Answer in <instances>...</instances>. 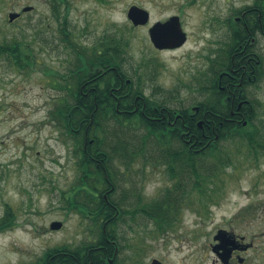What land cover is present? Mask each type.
Segmentation results:
<instances>
[{
    "label": "rangeland",
    "instance_id": "1",
    "mask_svg": "<svg viewBox=\"0 0 264 264\" xmlns=\"http://www.w3.org/2000/svg\"><path fill=\"white\" fill-rule=\"evenodd\" d=\"M251 2L0 0V44L19 42L25 54V62L18 63L0 49V264L36 263L50 249L73 247L95 236L94 222L67 199L79 172L56 109L65 94L62 73L82 65L68 46L69 38L90 46L106 35L121 34L125 65H142L140 73L148 69L152 80L142 82L148 91L162 87L170 104L187 105L198 95L196 77L207 70L208 57H216L226 44L227 21ZM28 5L34 8L9 21L11 11ZM132 5L149 12L147 23L133 24L128 16ZM172 15L181 17L187 42L160 51L149 28ZM257 95L264 144V86ZM228 142L236 149L235 164L222 168L209 198L196 192L182 197L184 205L171 226L161 229L142 213L123 218L117 264L154 258L163 264H222L212 250L219 228L245 235L251 244L242 253L246 263L264 264V151L257 158L244 142ZM166 171L161 158H136L131 172L141 174L137 185L144 199L163 195L173 183ZM56 220L63 222L60 229L50 227Z\"/></svg>",
    "mask_w": 264,
    "mask_h": 264
},
{
    "label": "trees",
    "instance_id": "2",
    "mask_svg": "<svg viewBox=\"0 0 264 264\" xmlns=\"http://www.w3.org/2000/svg\"><path fill=\"white\" fill-rule=\"evenodd\" d=\"M68 42L82 65L62 73L65 94L58 99L56 115L77 157L79 176L69 201L94 222L95 236L86 240L84 263H72L78 258L77 247L61 246L40 259L47 262L54 255L55 263L28 264H117L122 247L118 225L124 217L132 219L142 213L164 229L180 213L182 197L196 192L209 198L222 168L235 164L236 149L226 141L244 142L253 157L259 158L264 151L259 109L250 105L248 119L233 120L232 95L236 96V107L239 91L220 88L229 75L224 68L226 50L214 60L210 73L204 71L196 77L198 95L194 102L174 108L162 87L149 92L143 84L145 78L152 80L147 68L140 73L142 65L126 67V42L121 34L106 35L90 46L72 38ZM1 48L11 60L24 61L21 43L2 41ZM93 84L96 87L92 88ZM178 109L182 114L174 120ZM168 114L172 122L152 119ZM148 147L151 159L161 158L168 165L173 183L159 197L129 203L133 164L138 156L146 160ZM111 184L120 192L118 196L110 193L106 200L103 193ZM68 249L70 253L61 254Z\"/></svg>",
    "mask_w": 264,
    "mask_h": 264
},
{
    "label": "flooded vegetation",
    "instance_id": "3",
    "mask_svg": "<svg viewBox=\"0 0 264 264\" xmlns=\"http://www.w3.org/2000/svg\"><path fill=\"white\" fill-rule=\"evenodd\" d=\"M169 18L165 19L164 21L168 20ZM179 18L181 27L183 29L181 17L179 16ZM227 23L226 44L224 47L220 48V52H218L216 57H208L210 59L208 61V67L206 71H208L209 73L212 71L211 67H213L214 60L219 55L223 54L226 50L227 56L224 68L225 70H227L226 73H229V75L226 76L227 80L225 82H223V80L221 81L220 88L228 91H239V100L236 107V96L232 95V110L230 114H232L233 120H235L236 122H240L241 120L248 119V107H250V105L253 109L256 105L258 109H261L262 107V100L257 95V90L259 91V89H262V87L264 86V0H252L251 3L239 7L234 15L229 18ZM183 31L186 33V41L183 44L161 49L157 48L153 44L154 47L160 51H170L183 47L188 39L187 32L184 29ZM94 87L96 86L93 84L92 88ZM212 87H214L213 83ZM189 105H191V103L184 106ZM175 106L176 107L174 108H179L183 105ZM176 112L178 114L175 115L174 120L180 117V114H182V110L178 109ZM160 118H166L169 122H172V117H170L169 114L166 117L152 116V119ZM245 122H247V120L244 121V124ZM149 150L150 149L148 147V149L146 150V159L149 158ZM167 166L168 165L165 163V168ZM175 168H179V165L175 166ZM140 175V173L135 172H131L130 174L132 179L128 183L131 186L128 195L129 203L136 204L140 201L142 202L143 200H148L143 198V196L141 195L142 192L137 185V181H139ZM169 178L172 177L169 175ZM115 189L116 186L111 184L110 188L103 193L104 198L106 200H109L110 193L112 192H114V194L118 196L120 190ZM67 199L70 200L71 197H68ZM116 215H118V211H116ZM230 232L236 237V243L239 245V248L233 251L230 258V263L227 264H250L246 263V257L242 256V253L248 252V250L250 249L243 248L248 243L246 241V237L242 238V236L245 235L232 231ZM214 243H216V241L213 242L212 245ZM73 247H77L76 251L78 258L73 260L72 263H84L87 249L86 240H83L79 245ZM70 252L71 251H69L68 249L64 252H61V254ZM240 257L244 258L243 262H240ZM58 261L59 260H57V263H59ZM36 263H55L54 255L53 258L50 259V261L44 262L40 260ZM63 263H66V260Z\"/></svg>",
    "mask_w": 264,
    "mask_h": 264
},
{
    "label": "water",
    "instance_id": "4",
    "mask_svg": "<svg viewBox=\"0 0 264 264\" xmlns=\"http://www.w3.org/2000/svg\"><path fill=\"white\" fill-rule=\"evenodd\" d=\"M33 9V6L28 5L23 7L24 12L30 11ZM21 15V12L12 11L9 13V21H14ZM129 18L133 21L134 25L145 24L149 20V12L137 5H132L128 11ZM150 38L153 44L157 48L165 47H174L181 45L186 41V33L183 31L180 23V18L177 15L171 16L168 20L162 22H156L150 29ZM247 122H245L246 124ZM63 226L62 221H53L50 225L52 229H60ZM244 238V236L242 237ZM214 240L217 241L216 244L212 245V249L221 261L225 264L230 263V258L235 249L239 248V245L236 243V237L227 229L220 228ZM253 244V243H252ZM251 244H246L243 248L248 249ZM240 262L244 261L243 257H240ZM144 264H162V261L154 258L149 262Z\"/></svg>",
    "mask_w": 264,
    "mask_h": 264
}]
</instances>
